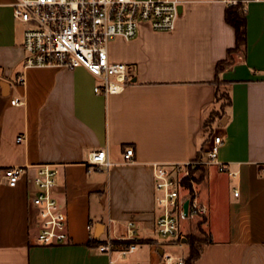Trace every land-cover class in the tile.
<instances>
[{
	"label": "crops",
	"instance_id": "0c3cea01",
	"mask_svg": "<svg viewBox=\"0 0 264 264\" xmlns=\"http://www.w3.org/2000/svg\"><path fill=\"white\" fill-rule=\"evenodd\" d=\"M14 1L0 0V264H110L88 241L125 238L128 221L146 242L124 263L164 264L163 254L187 244L157 238L152 165L189 164L213 136L222 139L216 160L205 187L194 189L212 241L195 264H264V0H243L246 44L219 74L230 103L209 132L215 65L235 42L228 0H185L174 30L144 24L132 40L112 39L109 60L133 64L135 81L107 97L94 93L98 80L83 67L23 68ZM127 145L131 162L122 156ZM103 148L112 165L90 167L88 153ZM43 163L57 168L53 195L67 215V244L36 242L30 179ZM7 167L25 169L15 187Z\"/></svg>",
	"mask_w": 264,
	"mask_h": 264
},
{
	"label": "built area",
	"instance_id": "2783aa9c",
	"mask_svg": "<svg viewBox=\"0 0 264 264\" xmlns=\"http://www.w3.org/2000/svg\"><path fill=\"white\" fill-rule=\"evenodd\" d=\"M185 0H15L13 17L23 25V68L83 67L98 81L94 93L105 97L122 92L132 84L135 66L111 62L107 47L115 37L132 40L139 27L147 25L154 31H172L180 15L179 8ZM235 5L237 0H228ZM18 98L11 100L18 105ZM22 140V136L16 139ZM220 136H213L206 158L199 163L215 162ZM125 162H131L134 149L127 145L122 153ZM87 164L96 169H108L107 149L91 151ZM153 183L158 214L155 230L163 241L179 237L180 222L189 223L196 216H205L207 208L196 196L189 197L182 191L180 165L154 163ZM220 171H225L219 165ZM24 167H7L4 177L7 185L15 187ZM57 168L52 164H38L30 179V204L34 210L37 235L36 242L42 246L68 243V220L64 208L53 195L57 183ZM229 175H235L229 172ZM237 192H234L236 195ZM188 200L186 214L183 203ZM126 237H108L96 249L110 257V264H125V258L138 248L137 229L133 221L126 224ZM118 243L115 244L113 241ZM123 241H128L123 244ZM115 256V257H114ZM164 264H184L182 256L163 254Z\"/></svg>",
	"mask_w": 264,
	"mask_h": 264
},
{
	"label": "trees",
	"instance_id": "16d2710c",
	"mask_svg": "<svg viewBox=\"0 0 264 264\" xmlns=\"http://www.w3.org/2000/svg\"><path fill=\"white\" fill-rule=\"evenodd\" d=\"M224 19L227 24H229L234 30L235 42L234 47L227 50L226 57L218 61L215 65V76L214 84L216 86L214 103L219 102V93L224 81L219 77V74L223 72L226 67L231 65L234 60V54L244 50L246 44V20L245 13L243 10V0H237L235 5H228L224 12ZM225 90V89H224ZM225 103L219 106L218 109L212 110L208 117L205 119L203 125L206 131H210V128L216 118L220 117L224 111L225 107L229 105L230 99L227 91L225 90ZM210 134V133H209ZM208 134V135H209ZM206 151V150H205ZM204 148L199 149L196 155V161L198 163L194 167L189 168V173L181 179V184L186 191V195L193 197L195 195L194 186L205 187L208 177V164L199 163L203 160L205 154ZM205 216H196L191 219L188 223L189 229L187 232L180 234L179 237L169 243H180L182 238L186 239V244L188 247L186 256L183 257L184 264H195L196 260L200 257L202 247L206 243L212 241L211 236L204 230ZM115 244L118 242L113 241ZM144 240H138V243H144ZM101 242L90 239L88 241L89 247H97ZM123 244H127L128 241H123Z\"/></svg>",
	"mask_w": 264,
	"mask_h": 264
},
{
	"label": "rangeland",
	"instance_id": "374dc122",
	"mask_svg": "<svg viewBox=\"0 0 264 264\" xmlns=\"http://www.w3.org/2000/svg\"><path fill=\"white\" fill-rule=\"evenodd\" d=\"M97 83H99V81L97 82ZM226 97H225V90H224V88H222L221 87V89H220V93H219V102L218 103H216V105H215V108L216 109H218L219 108V106L220 105H222L223 103H225V101H226V99H225ZM198 163V161H196V160H194V161H192L191 163H189V164H186V165H183L182 167H181V175H183V177L184 176H187L188 174H190L189 173V168L190 167H194V166H196V164ZM194 189L196 190L197 189V186H194ZM181 223L184 225V226H186V224H187V222L186 221H181ZM184 226H183V228H184ZM189 227V226H188ZM182 228V230H184ZM205 230V229H204ZM159 240H162L159 236L157 237ZM180 245V249H176L177 251H176V256H182V257H184V256H186V254H187V246L186 245H184V244H182V243H180L179 244ZM136 256V254H131V255H128L127 256V259H126V261H130L133 257H135Z\"/></svg>",
	"mask_w": 264,
	"mask_h": 264
},
{
	"label": "water",
	"instance_id": "95a60500",
	"mask_svg": "<svg viewBox=\"0 0 264 264\" xmlns=\"http://www.w3.org/2000/svg\"><path fill=\"white\" fill-rule=\"evenodd\" d=\"M179 11L181 12V7L179 8ZM135 81V79L133 78L132 79V82H134ZM187 206H188V200L186 199L185 201H184V203H183V211H184V213L186 214V211H187ZM186 241V239L185 238H182L181 239V242H185Z\"/></svg>",
	"mask_w": 264,
	"mask_h": 264
}]
</instances>
